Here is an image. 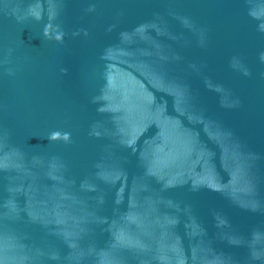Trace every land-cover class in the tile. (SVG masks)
I'll return each instance as SVG.
<instances>
[{"label":"water","instance_id":"1","mask_svg":"<svg viewBox=\"0 0 264 264\" xmlns=\"http://www.w3.org/2000/svg\"><path fill=\"white\" fill-rule=\"evenodd\" d=\"M0 264H264V0H0Z\"/></svg>","mask_w":264,"mask_h":264}]
</instances>
